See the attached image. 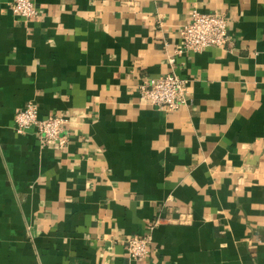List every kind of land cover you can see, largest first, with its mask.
<instances>
[{
	"label": "crops",
	"instance_id": "1",
	"mask_svg": "<svg viewBox=\"0 0 264 264\" xmlns=\"http://www.w3.org/2000/svg\"><path fill=\"white\" fill-rule=\"evenodd\" d=\"M0 0V264H264V0ZM196 9L231 40L183 50ZM174 60V63H172ZM174 72L191 103L145 102ZM68 146L19 135L28 103ZM156 223L151 254L126 242Z\"/></svg>",
	"mask_w": 264,
	"mask_h": 264
},
{
	"label": "built area",
	"instance_id": "2",
	"mask_svg": "<svg viewBox=\"0 0 264 264\" xmlns=\"http://www.w3.org/2000/svg\"><path fill=\"white\" fill-rule=\"evenodd\" d=\"M12 9L15 15L28 21L40 17L34 0H15ZM181 36L183 50L202 53L209 48H226L231 40L229 18L223 12L207 14L194 9L190 22L182 28ZM140 93L145 102L168 113L177 112L191 103L188 81L174 72L158 80L145 81L140 86ZM67 124L68 120L61 116L42 119L39 106L30 102L17 114L15 130L23 135L36 128L42 145L52 143L65 149L68 146ZM155 227L156 223L149 227L146 235H134L127 240L126 248L131 259L144 261L150 256Z\"/></svg>",
	"mask_w": 264,
	"mask_h": 264
}]
</instances>
